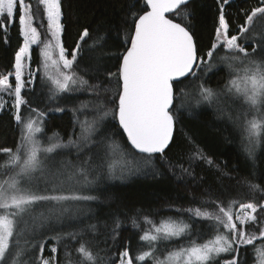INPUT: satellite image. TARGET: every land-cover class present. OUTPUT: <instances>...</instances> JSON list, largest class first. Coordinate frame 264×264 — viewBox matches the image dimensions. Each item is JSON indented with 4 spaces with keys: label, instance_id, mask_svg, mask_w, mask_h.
I'll list each match as a JSON object with an SVG mask.
<instances>
[{
    "label": "snow or ice",
    "instance_id": "6c2138e0",
    "mask_svg": "<svg viewBox=\"0 0 264 264\" xmlns=\"http://www.w3.org/2000/svg\"><path fill=\"white\" fill-rule=\"evenodd\" d=\"M229 2L219 0L214 42L200 55L189 30L190 0H143L142 14L129 13L131 29L125 43L130 46L120 57L117 70L106 74L107 84L101 88L80 75L89 69L78 58L82 45L91 51L103 49L107 37L102 33L93 37L85 27L69 51L63 39L61 0H38L44 17L40 23L49 37L39 50L51 85L49 100L78 90L93 92L96 100L81 102L73 113L91 106L102 113L101 119L111 116L126 134L125 148L110 134L93 140L97 123L95 118L89 121L85 113H81L82 121L75 117L81 128L76 139L70 136L65 141L58 132L47 136L46 112L33 108L22 95L33 90L35 72L40 71H33L30 63L33 45L42 43L32 5L25 0H0V40L7 43L9 29L17 23L23 37L14 70L0 75V111L11 103L20 129L14 148H0V156L6 158L0 162V264H221L225 254L230 258L223 259V264H241L240 249L264 241V185L252 173L234 177L225 171L222 175L234 180L233 185L206 192L199 206L176 209L179 216L203 224V229L183 219L154 220L141 215L140 220L131 221L139 230L133 245L129 240L118 243L122 225L118 214L111 226L83 223L91 211L89 202L98 199L91 193L102 175L120 178L156 170L154 157L162 155L173 139L174 112L185 106L188 86L182 79L194 78L196 106L206 104L226 117L239 150L255 161L257 150L264 147V0L241 10L244 19L234 31L224 11ZM105 55L100 52L98 57ZM221 64L227 73L224 82L213 88L204 77ZM5 95L11 97L10 102ZM178 98L179 105L175 103ZM72 147L76 148L74 156L67 151ZM193 156L219 169L200 150ZM117 159L122 161L118 166L112 163ZM181 170L189 171L182 166ZM259 179L264 180V175ZM142 222L147 226L142 228ZM66 240L76 247L70 250ZM179 240L183 242L173 246ZM45 245H49L50 257L44 254ZM61 248L63 261L57 258ZM116 248L120 251H113ZM254 252L258 264H264V243Z\"/></svg>",
    "mask_w": 264,
    "mask_h": 264
},
{
    "label": "trees",
    "instance_id": "16d2710c",
    "mask_svg": "<svg viewBox=\"0 0 264 264\" xmlns=\"http://www.w3.org/2000/svg\"><path fill=\"white\" fill-rule=\"evenodd\" d=\"M26 1L32 5L36 17L35 26L41 34L43 43L48 35L45 32V26L40 23L44 17L38 8V0ZM61 3L65 24L63 39L69 51L79 40V35L85 27L89 29L93 37L101 33L107 37L103 42V49L97 48L91 51L86 44L82 45L83 51L78 58L81 66L89 69L87 74L80 72V75L90 84H99L103 88L107 84L106 74L117 70L120 57L129 46L125 43V37L131 29L129 13L135 11L142 14L143 0L139 3L137 0H61ZM256 3L257 0H230L229 4L225 5V15L233 31L237 23L243 22L241 10L248 9ZM134 4L136 7H133ZM187 7L191 11L189 29L195 36L199 54L203 55L214 42L215 30L218 27L219 0H192ZM0 35L3 34L0 33ZM22 43L23 37L17 23L9 29L8 42L4 43L0 40V75H6L14 70L15 53ZM41 44L32 49L33 68L40 64ZM100 52H105L107 55L100 58L98 57ZM226 73L225 67H217L209 71L204 80L207 85L217 87L224 82ZM182 83L188 86L185 89L187 91L193 87L194 78L182 79ZM32 87L33 90L22 94L33 108L46 112L44 118L47 135L58 132L65 141L70 136L73 139L79 137L81 128L79 124H75L78 112L72 111L76 108L75 104L73 103L74 107L70 104V106L66 105L63 99L69 95L75 99L81 94L83 102H86L90 99L96 100L94 93L78 90L79 92L59 94L55 100H49L51 85L39 72L36 74L35 85ZM177 95L179 96V93ZM175 103L179 105L181 100L178 98ZM60 108L63 111L56 110ZM79 115H82L81 112ZM174 116L176 118L175 136L165 152L162 155L156 154L154 157L156 170L149 168L129 180L111 181L99 185L93 191V195L98 199L90 202L91 211L83 217V223H107L111 226L114 214H118L122 221L118 243L129 240L135 245L139 230L133 227L131 221L133 218L140 220L141 215L150 216L154 220L167 217L183 219L192 223L194 228L203 229L205 227L203 224L190 220L187 215L179 216L176 209L199 206L200 201L206 198V192L215 193L222 185H233L234 180L222 175L225 171L230 172L234 177L249 176L252 173L257 177L256 182L264 185V180L259 179L264 175V147L257 150L255 161L247 159L239 150L236 134L227 118L222 117L213 107L206 104L200 108L184 106L174 112ZM100 124L101 126L105 124L106 129L114 131L115 137L123 140L128 146L126 135L118 127L116 120L107 117L99 122V126ZM98 133L100 136L104 132L98 130L97 135ZM19 135L20 129L13 118V109L9 103L0 111V148H14ZM197 150H200L204 156L210 157L215 165H219V169L208 165L205 160L196 159L193 153ZM5 159L0 156V162ZM181 166L189 171H182ZM72 226L77 225L73 222ZM146 226L145 223H141L142 228ZM101 232H104L103 228ZM182 242L183 240L173 241V246H178ZM65 243L70 245V250L76 247L71 240H66ZM261 243L264 241L257 240L253 246L240 249L241 264H249L256 260L254 249ZM48 248L49 245H45L44 254L50 257L52 253L48 251ZM113 251L119 252L120 249L116 248ZM57 258L63 261L62 248L58 251ZM228 258L230 257L225 254L222 259Z\"/></svg>",
    "mask_w": 264,
    "mask_h": 264
},
{
    "label": "rangeland",
    "instance_id": "374dc122",
    "mask_svg": "<svg viewBox=\"0 0 264 264\" xmlns=\"http://www.w3.org/2000/svg\"><path fill=\"white\" fill-rule=\"evenodd\" d=\"M25 2L27 3V1L25 0ZM47 39H49V37H47L46 39H45V41L47 40ZM45 41H43V42H45ZM34 46H36V45H33V47ZM43 47V43L41 44V48ZM33 49V48H32ZM249 50H251L250 48H249ZM27 62V61H26ZM30 63H31V68H32V70L33 71H35L37 68H39L40 69V71H38L41 75H43L44 77H45V74H44V71H43V67H42V63H43V56L41 55V60H40V64H39V66H37V67H35V68H33L32 67V59H31V61H30ZM217 67H225L224 65H218ZM217 67H215V68H213L212 70H214V69H216ZM226 68V67H225ZM227 69V68H226ZM38 72H35V75L38 73ZM26 79H27V77H25ZM46 78V77H45ZM106 82H107V79H106ZM10 83L11 84H13V86H14V84H15V81H14V79H11L10 78ZM110 86H114V85H110ZM213 88H215V87H213ZM79 92V91H78ZM194 92H195V89H194V87H192V88H190L189 90H187L186 91V93H187V95L184 97V105H185V108H187L188 106H193V107H195V108H200L201 106H204L205 104H201L200 106H196V104H195V96H194ZM23 95V94H22ZM80 95L81 94H79V96L78 97H76L75 99H72L71 97H70V95L68 96V97H66L65 99H63V102L66 104V105H71L72 107H74V105H73V103L75 104V107L76 108H79V106H80V104H81V102H83V98H82V96L80 97ZM4 99L5 100H7V101H11V97H9V96H7V95H5V97H4ZM95 100H93V99H90V100H88V101H86V102H83V103H85V104H88L89 102H94ZM69 105V106H70ZM82 113V112H85V113H87L86 115H87V117H88V119H89V121H91V120H93L94 118H95V120H96V123H97V126H99V122L102 120L100 117L102 116V113H98V112H96V111H94L93 110V108L90 106L89 108H86V109H81L80 111H78V117H80V120L82 121L83 119H84V115H79V113ZM110 118H112L111 116H109ZM35 118V117H34ZM43 123H44V128H45V118L43 117ZM106 123V122H105ZM100 128V129H99ZM98 130H99V132L102 130L104 133L102 134V135H106V134H110L111 136H113L115 139H117L121 144H123L124 146H125V148H127L128 146L126 145V143L123 141V140H119L118 138H116L115 137V132L114 131H112V130H109V129H106L105 128V124H102V126H101V124H100V126L97 128ZM98 130L96 131V133L91 137L93 140H96V139H99L100 138V136H99V133H98V135H97V132H98ZM46 131V130H45ZM46 133H47V131H46ZM47 136H49V137H51L52 135H47ZM41 139H44L43 137H41ZM81 147H84V145H83V143H81ZM260 149V148H259ZM84 150L85 151H87V148H84ZM68 151V153L70 154V155H73L74 156V154H75V152H76V148L75 147H72V148H70V149H68L67 150ZM112 163L114 164V165H119L120 163H122V161H120V160H113L112 161ZM146 170V169H145ZM145 170H142V171H139V172H135V173H133V174H125L124 176H122V177H120V178H109L108 177V175H102L101 177H100V179L97 181V187L96 188H98L99 187V185H101V184H103V183H106V182H111V181H126V180H129V179H131L134 175H137V174H141L142 172H144ZM92 195L94 194V192H92L91 193ZM88 207L90 208V202H89V204H88ZM90 212V211H89ZM89 212H87V213H89ZM86 213V214H87ZM250 230H253V231H255V229H250ZM37 231L39 232V231H41V229H39V228H37ZM254 262V264H258V261H257V259L256 260H254L253 261ZM253 262L252 263H249V264H253ZM221 264H223V259H222V261H221Z\"/></svg>",
    "mask_w": 264,
    "mask_h": 264
},
{
    "label": "water",
    "instance_id": "95a60500",
    "mask_svg": "<svg viewBox=\"0 0 264 264\" xmlns=\"http://www.w3.org/2000/svg\"><path fill=\"white\" fill-rule=\"evenodd\" d=\"M192 0H190V2H191ZM171 18V17H170ZM178 22V21H177ZM190 30V29H189ZM191 31V30H190ZM193 36H194V34H193ZM194 38H195V36H194ZM196 40V39H195ZM130 46V45H129ZM128 46V47H129ZM174 87H175V84H174ZM175 132H176V125H175V129H174V134H173V139H174V136H175ZM126 135V134H125ZM173 139H172V141H173ZM172 141H171V143H172ZM171 143H170V145H171ZM169 145V146H170Z\"/></svg>",
    "mask_w": 264,
    "mask_h": 264
}]
</instances>
